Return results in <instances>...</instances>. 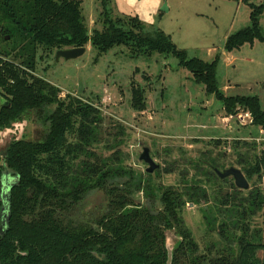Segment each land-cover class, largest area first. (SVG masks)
<instances>
[{
  "label": "trees",
  "instance_id": "1",
  "mask_svg": "<svg viewBox=\"0 0 264 264\" xmlns=\"http://www.w3.org/2000/svg\"><path fill=\"white\" fill-rule=\"evenodd\" d=\"M108 3L100 0L101 28L88 33L79 0H0V94L6 99L0 105V132L32 112L44 127L41 139H12L5 154L0 153V189L1 162L12 175H18L10 192L5 228L0 214V264H166L168 230L179 237L171 264H264V257L257 254L264 251V191L258 187L245 191L234 184L232 195L220 194L219 223L210 229L219 236L217 245L208 244L205 253H198L181 211L186 203H199L205 191L199 185L186 189L155 186L150 173L138 176L122 166L118 153L106 156L97 151L103 135L98 108L74 97L61 100L57 87L32 74L38 50L48 54L88 42L98 53L125 46L133 55H172L194 82L203 84L206 93L222 103L227 115L247 111L250 124L264 130L259 97L225 95L219 88V54L211 62L190 57L159 28L148 30L137 17L113 18ZM248 5L250 23L226 37V52L254 40L264 42L259 22L264 0ZM131 106L135 111L145 109L142 87L131 86ZM239 144L250 145L246 141ZM252 161L244 167L246 178L256 175L261 181L264 144ZM220 166L214 161L208 172L225 180L228 177L220 179L214 171ZM121 178L126 180L117 182ZM96 189H104L109 197L106 212L89 220L71 216L75 205ZM139 191L152 198L151 205L134 202L133 195ZM256 215L260 225H253Z\"/></svg>",
  "mask_w": 264,
  "mask_h": 264
},
{
  "label": "rangeland",
  "instance_id": "2",
  "mask_svg": "<svg viewBox=\"0 0 264 264\" xmlns=\"http://www.w3.org/2000/svg\"><path fill=\"white\" fill-rule=\"evenodd\" d=\"M79 1L88 33L100 29V0ZM262 1L110 0L108 8L113 18L137 17L146 29L159 28L190 57L211 62L219 54L216 70L219 88L225 95H255L264 110V42L254 40L253 44H244L231 52L224 50L226 37L249 25L248 2ZM259 22L264 33V11ZM85 48L81 56L70 60H55L54 51L46 54L38 50L32 74L57 87L61 100L74 97L81 104L98 108L103 118V135L97 151L106 156L118 153L122 166L146 177L148 165L139 160V155L147 147L159 165L149 174L155 186L186 189L199 185L205 191L206 197L201 196L199 203H186L181 211L198 253H205L207 245L216 244L219 237L215 229L210 231L219 223L217 199L220 194L232 195L235 189L231 177L218 180L209 174V165L215 161L221 165L220 171L236 167L246 178L244 167L263 148L262 129L235 120L224 125L221 119L227 114L222 103L207 94L203 84L194 82L192 74L180 67L172 55H133L125 46L98 53L90 42ZM133 85L144 89L143 111H135L131 106ZM5 102L0 94V105ZM117 131L123 134L115 136ZM43 134L44 127L32 112L0 132V153L5 152L12 139L38 140ZM243 141L250 143L249 147L239 144ZM8 177L12 178V174ZM116 180L124 182L126 178ZM246 180L249 187L245 191L255 187L264 191V177L260 181L254 175ZM108 199L104 189L93 190L75 205L71 216L81 220L101 216L107 210ZM133 200L142 206L152 204V198L141 191L133 195ZM158 204L155 202L153 209ZM260 224L261 218L254 216L253 225ZM165 236L171 249L179 241L173 230L166 231ZM257 254L264 257V251Z\"/></svg>",
  "mask_w": 264,
  "mask_h": 264
},
{
  "label": "water",
  "instance_id": "3",
  "mask_svg": "<svg viewBox=\"0 0 264 264\" xmlns=\"http://www.w3.org/2000/svg\"><path fill=\"white\" fill-rule=\"evenodd\" d=\"M8 39V36L5 37ZM86 48L85 46L82 47H74V48H66V49H58L55 51V60H59L60 58H64L65 60L75 59L79 56H81L85 52ZM5 154V152H4ZM139 160L143 161L148 166L146 167L145 171L146 173H152L154 170L159 168V165L155 163L153 158L150 156L149 149L147 147H144L142 152L139 155ZM4 166V171L1 176V189H0V200H1V208H0V214H1V226L5 228V226L8 223V218L10 215V192L11 188L14 184L18 181V175H12V178H9L8 175L12 174V171H10L4 164V162H1ZM216 175L220 179H224L227 177H232L234 180V184L237 188L246 190L249 187V184L244 177L241 170H239L236 167H229L227 169H224L222 171L215 169L214 170ZM166 248L168 250L167 253V262L166 264H171L172 261V250L166 241Z\"/></svg>",
  "mask_w": 264,
  "mask_h": 264
},
{
  "label": "built area",
  "instance_id": "4",
  "mask_svg": "<svg viewBox=\"0 0 264 264\" xmlns=\"http://www.w3.org/2000/svg\"><path fill=\"white\" fill-rule=\"evenodd\" d=\"M221 120L224 125H228V123L234 120L242 125H246L251 123V116L247 111H238L236 113L224 116ZM261 133L264 134V130H261Z\"/></svg>",
  "mask_w": 264,
  "mask_h": 264
}]
</instances>
